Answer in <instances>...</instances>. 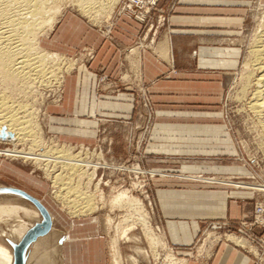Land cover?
Here are the masks:
<instances>
[{"label":"rangeland","instance_id":"rangeland-1","mask_svg":"<svg viewBox=\"0 0 264 264\" xmlns=\"http://www.w3.org/2000/svg\"><path fill=\"white\" fill-rule=\"evenodd\" d=\"M213 1L217 4L214 7H210L208 0H156L131 9L142 2L115 0L113 6L111 4L109 7L112 8L106 10L112 12L108 13L110 15L106 11L99 13L102 18L88 17L73 5L64 4L65 6L60 7L61 14L52 31L47 34L48 37H42L45 42L42 47L60 55L59 64L62 60V67L58 64V68L62 83L58 84V81L47 86L48 88H38L39 91L36 90L33 96L35 98L32 99L33 102L36 101L35 104L31 101V105L37 110V133L41 141L35 152L42 153L45 148H66L71 154H77L80 159L95 165L91 185L85 188L82 185L84 181L81 184V191L87 192L90 197L89 208L94 209L81 213L85 209H80V205L78 212L72 214L70 208L61 205L54 197L56 190L61 188L63 193L64 189L51 184L49 169L45 172V167L41 165L4 156V152L12 150L13 146L0 140V201L17 199L33 208L31 202L14 192L20 191L41 203L52 218L51 232L42 236L46 237L43 240H47V245L41 251L29 246L24 264H37L40 259L42 262L39 264H113L112 242L118 251V264H167L173 260L169 256L185 259V264H210L215 251L222 244L247 254L252 258L253 264H261V259L264 258V192L254 191L249 187H264V152L258 148L259 140L250 130V121L241 107L238 95L242 65L259 22L264 17V0ZM148 3L154 5L149 6ZM231 3L232 7L229 6ZM182 8L185 14L199 18L213 16L237 20V25H232V31L224 26H202L196 31H190L197 36L186 38H198L201 44H214L215 48L236 49L238 63L235 68L222 75V92L214 101L207 98L206 101H185L181 104L175 101L155 103L145 86L141 85L138 64L137 67L133 64L138 61L131 56V52L137 51L138 55L162 52L156 45L168 33L170 19ZM211 8H214L213 12H210ZM121 20L138 25L140 33L134 44L127 42L126 46L117 49L122 54L119 64L121 74L117 78L106 77L99 71L94 94L98 100L123 94L126 99H130L131 112L127 119L96 116L97 125L92 142L72 140L65 143L59 135V126L53 123V117L60 114L57 108L62 101L66 79L78 67L86 68L94 60L95 50L91 47L93 32L113 44L114 27ZM123 56L127 62L123 60ZM98 69L102 70L101 67ZM66 70L68 73L64 72ZM165 116L184 117L188 120L184 122H190V126L200 123L197 126L215 127L218 130L211 133L190 131L183 136L171 135L168 141L171 146L167 153L155 154L151 151L155 140L152 138L153 128L156 120ZM81 118L86 116L82 115ZM158 142L160 145V141ZM27 144L19 143L15 148L22 152L26 149L27 152ZM155 180H170L172 183H159L155 187ZM165 185L178 191L194 187L206 192H216L213 194L218 197L223 195L227 204L234 202L242 205L247 216L230 221L227 217L222 218V202L219 199L206 201V204H217L213 209L216 214L198 222L199 232L189 245L172 246L163 231V207L156 197V190H167ZM118 191H126L129 196L137 199L141 203L140 209L110 206L109 200ZM193 192L198 194L196 190L189 191L190 194H194ZM199 194L208 199L209 194ZM33 209L36 210L35 207ZM12 219L13 217H3L0 230L15 224V219ZM29 221L36 225L42 222L41 215L39 219L32 218ZM119 227L123 230L131 229L127 238L121 237L116 230ZM148 233L161 239L165 245H150ZM226 235L240 238L250 247L234 246L226 240ZM3 242L9 247L12 245L5 238ZM57 250L60 251L61 262H58ZM132 259L136 260L135 263Z\"/></svg>","mask_w":264,"mask_h":264},{"label":"crops","instance_id":"crops-1","mask_svg":"<svg viewBox=\"0 0 264 264\" xmlns=\"http://www.w3.org/2000/svg\"><path fill=\"white\" fill-rule=\"evenodd\" d=\"M208 1L211 3L210 7L217 5L213 0ZM219 2L221 1L219 0ZM229 6L232 7V3ZM178 11L180 12L170 19L168 33H165L156 45L161 48L162 52H145L143 55H137L141 85L145 86L155 103L175 101L181 104L185 101H206L207 98L214 101L222 92V75L237 66L238 51L231 48H215L214 44H201L200 39H187L186 36H193L194 33L191 34V32L202 26H224L232 31V25H237V20L218 19L213 16L199 18L185 14L183 8ZM213 11L214 8H211L210 12ZM126 20L116 23L113 44L104 41L93 32L94 41L91 47L95 50L94 60L86 68L78 67L76 72L66 79L62 101L57 108V112L60 114L58 117H53V123L59 126V135L65 143L72 140L92 142L95 137L94 129L97 125L96 116L127 119L131 112L130 99H126L123 94L106 100H98L94 94V85L99 71L103 72L106 77L117 78L121 74L119 64L122 57L117 49L126 46L127 42L134 44L140 33L138 25ZM43 43L45 42L43 41ZM125 59L123 56V60ZM100 67L102 70L98 69ZM82 115H85L87 119L81 118ZM184 121L188 120L184 117H159L153 128L152 138L155 140L151 145V151L155 154H166L171 146L168 143L171 135L183 136L190 131L211 133L218 130L215 127L197 126L200 123L190 126V122ZM158 141H160V145ZM159 183L170 184L172 181L155 180V187H158ZM162 187L164 188V186ZM165 187L167 190H156V197L163 207L162 213L165 220L163 231L172 246L189 245L199 232L198 222L210 219L216 214L213 209L217 204H206V201L219 199V202L223 203H221L222 218L227 217L230 221L247 216V211L242 205L234 202L227 204L223 195L218 197L213 194L216 192H206L194 187L181 191L167 188L166 185ZM191 190H196L198 194L194 192V194H190ZM199 193L209 194L208 199L206 200L204 196L202 198ZM212 205L214 206L212 207ZM57 252L59 253L58 262H61L60 251L57 250ZM210 264H253V260L240 250L222 244L215 251Z\"/></svg>","mask_w":264,"mask_h":264},{"label":"bare ground","instance_id":"bare-ground-1","mask_svg":"<svg viewBox=\"0 0 264 264\" xmlns=\"http://www.w3.org/2000/svg\"><path fill=\"white\" fill-rule=\"evenodd\" d=\"M132 1L135 3L149 1L154 3L156 0H130L131 3H133ZM113 3H115V0H0V140L13 146L12 150L4 152V156L30 161L36 166L41 165L45 167V170L41 168L45 172L49 169L50 174H47L51 176V184L61 186L64 189L63 193L60 191L61 188L59 191L55 189L54 197L60 201L61 205L70 208L72 214L78 212L80 205H82L80 209H85L84 212L80 211L81 213L94 209L93 207L89 208L91 206L90 197L87 192L81 191V186L87 188L92 182L96 166H92L82 158L80 159L77 154L76 156L71 154L72 152L70 153L66 148L54 150H45V148L44 151H41L42 153L35 152L41 141L37 133V110L31 105L32 99L35 98L33 96H35L38 88L51 86L58 83V81V84L62 83L60 81L62 76L59 75L61 72L58 68L60 55L44 49V46L42 47V37H48L47 34L52 31L61 14L60 7L64 4L73 5L80 13L95 18L97 16L101 17L99 14L101 11L105 12L111 9L112 7H109L111 4L113 6ZM137 55V51L131 52V56L135 60ZM246 55V60L242 65L238 100L241 101V107L250 121V130L259 140L258 148L264 152V17L259 22ZM65 64H63V67ZM133 64L137 67V63ZM64 72H67V70ZM35 102L33 103L35 104ZM19 143H28L29 146L26 145L29 147L27 152H25L26 149L24 152L16 150L15 145ZM56 169L57 172H55ZM249 188L261 193L264 192L262 186H251ZM53 189L54 187L52 191ZM66 190L67 192H65ZM139 203L137 199L129 196L126 191H118L109 200V205L112 207L123 206L140 209L141 203ZM33 208L26 202L17 199L9 198L0 201V221H3V217L8 219L13 217L15 219H12L15 224L5 230H0V264H13L12 245L19 244L25 234L35 226L34 222L29 221L30 219H39L40 213ZM49 218L51 217L49 216ZM5 220L7 221V219ZM144 226L147 228L146 224ZM50 228L52 229V227ZM119 228H116V230L121 237L127 238L128 231L131 229L123 230L121 227ZM224 237L234 246L241 248L248 246L240 238L231 235ZM4 238L12 243L11 247L3 242ZM39 238L31 246L33 250L38 248L41 251L47 245V240H43L46 237ZM147 239L150 245H165L161 239L152 234L148 233ZM250 249L252 250V247ZM112 250L114 253L113 264H118L116 257L118 251L114 242H112ZM169 258L173 260L167 264H185V259H174L172 256H169ZM132 261L135 263L136 260L132 259ZM40 262H42L41 259L37 261V264ZM261 264H264L263 257Z\"/></svg>","mask_w":264,"mask_h":264},{"label":"water","instance_id":"water-1","mask_svg":"<svg viewBox=\"0 0 264 264\" xmlns=\"http://www.w3.org/2000/svg\"><path fill=\"white\" fill-rule=\"evenodd\" d=\"M15 193L23 196L29 202H31L34 207L38 210L41 215L42 222L36 224L31 228L19 242V244L13 246V264H24V257L27 248L35 242L39 237L45 236L51 227L50 218L45 210V208L35 199L29 197L28 195L20 192L14 191Z\"/></svg>","mask_w":264,"mask_h":264},{"label":"built area","instance_id":"built-area-1","mask_svg":"<svg viewBox=\"0 0 264 264\" xmlns=\"http://www.w3.org/2000/svg\"><path fill=\"white\" fill-rule=\"evenodd\" d=\"M148 5H149V6H152V5H154V4H150V3H148ZM142 6H144V3H141V4H135L131 9H133L134 7H137V8L139 7V8H140V7H142Z\"/></svg>","mask_w":264,"mask_h":264}]
</instances>
